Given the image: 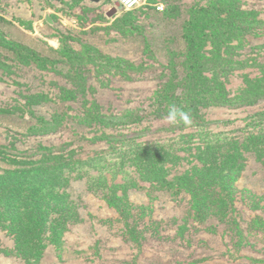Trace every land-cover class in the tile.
Returning <instances> with one entry per match:
<instances>
[{
    "label": "rangeland",
    "instance_id": "rangeland-1",
    "mask_svg": "<svg viewBox=\"0 0 264 264\" xmlns=\"http://www.w3.org/2000/svg\"><path fill=\"white\" fill-rule=\"evenodd\" d=\"M116 2L0 0V169L14 167L15 156L58 148L67 158L106 155L95 167L120 183L113 200L94 167L74 165L66 189L78 216L64 244L26 263L0 229V264H264V151H242L226 181L231 204L222 218L199 213L189 191L173 193L124 162L130 149L158 147L173 180L198 163L199 142L264 131V98L224 105L221 95L223 87L230 99L252 97L259 79L264 95V0H149L114 12ZM201 7L215 18L198 35ZM198 51L210 106L201 108L206 127L197 130L166 117L178 105L174 96H186L191 85L187 102L199 100L192 94L195 83L204 88L201 80L186 81ZM94 112L127 116L102 126L91 120ZM106 134L118 138H98ZM126 138L136 144L121 146ZM258 143L264 150V137ZM110 164L118 168L109 172Z\"/></svg>",
    "mask_w": 264,
    "mask_h": 264
},
{
    "label": "trees",
    "instance_id": "trees-1",
    "mask_svg": "<svg viewBox=\"0 0 264 264\" xmlns=\"http://www.w3.org/2000/svg\"><path fill=\"white\" fill-rule=\"evenodd\" d=\"M5 13L6 11L0 8V15L5 16ZM197 13H200L197 34H205L204 29L209 26L208 21L215 18L214 13L208 7H201ZM243 14H245L244 10H240L238 13L241 16ZM189 37L190 41L188 43L190 44V51H192L194 41L191 35ZM203 57L204 54L199 53V51L193 53L190 57V60H192L190 61V76L186 79V81L194 82L195 77H198L201 80L204 88H198V84L195 83L192 94L194 100L197 98L199 100L187 102L188 98L186 96L191 94V85L188 91L184 90L186 96L182 98L174 96L178 101V105L175 102L171 104H175L189 117L190 123H184L183 128L192 127L198 130L206 127L205 123L199 121V118L202 117L200 114L201 108L210 106L206 98L207 91L210 89L207 87L208 85H205L208 84V76L203 74L197 67V63L200 62L198 58ZM256 79L252 80L250 78V83L256 81ZM260 81L261 79H259V83L254 85V87L257 85V89L251 88V92L255 94L252 97L247 93L242 95L241 92L237 98L230 99L229 94L222 87L221 95L227 99V103L225 101L222 104L252 105L257 103L264 98ZM200 92L203 95H200ZM245 97L247 99H244ZM184 102H187V104ZM125 116L127 115L100 116L98 112H94L91 120L102 126H109L112 123L123 122ZM92 121L88 120L84 123H91ZM55 128H57L56 125ZM260 136L264 137V131L250 133L244 137L243 141H240L237 137L226 135L217 142L212 139L199 142L195 146L196 154L199 156L196 158L198 163L193 164L192 167L186 169L182 175L173 180L167 179V173L164 172V164L167 159H164V154L161 153L158 147H155L156 150L146 151H140L139 148L130 149V155L127 157L128 161L126 162L124 159V162L141 169L144 174H147L146 180L168 187L173 193L189 191L196 211L202 214L210 211L222 218L226 215L229 204H231L229 203L230 195L227 192L230 184L226 181L234 172L243 150L245 151L246 148L253 146L255 152L264 151L262 145L258 143ZM98 138L107 139L110 143V141H115L118 136L106 134ZM121 142H123L121 146L136 144L134 140L129 138ZM61 152L58 148H45L44 153L34 159L21 158L19 160V157L15 156L14 167L0 169V229L12 236L16 254L23 257L26 263L41 259L48 245L54 244L61 247L64 244L65 233L77 221L78 212L76 211L75 201L66 189V185L70 183L71 179L70 172L76 169L74 165H79L80 170H83L84 167H94L97 174L92 176L98 179L105 178L103 183L105 184L104 188L107 190L104 192V196L113 193V200L118 198L115 189L120 183L111 182L109 175H103L104 170L101 167H95L102 162L101 159L106 155H103L100 160L97 157L78 159L76 157L67 158ZM3 155V151H0V156ZM168 155L170 154L168 153ZM174 156L180 158L177 154H174ZM109 167V172H114L115 168H118L113 167V164H110ZM120 169L121 167H119ZM199 179L206 180V183L197 181ZM176 180H179V182L177 183Z\"/></svg>",
    "mask_w": 264,
    "mask_h": 264
},
{
    "label": "clouds",
    "instance_id": "clouds-1",
    "mask_svg": "<svg viewBox=\"0 0 264 264\" xmlns=\"http://www.w3.org/2000/svg\"><path fill=\"white\" fill-rule=\"evenodd\" d=\"M177 117L182 119L185 123H190L189 117L186 113L182 112L175 104L170 105L166 119L170 123L175 124L177 122Z\"/></svg>",
    "mask_w": 264,
    "mask_h": 264
},
{
    "label": "built area",
    "instance_id": "built-area-1",
    "mask_svg": "<svg viewBox=\"0 0 264 264\" xmlns=\"http://www.w3.org/2000/svg\"><path fill=\"white\" fill-rule=\"evenodd\" d=\"M117 2H119V7L123 10L130 11L145 6L148 0H117ZM157 8L163 9L161 5H158Z\"/></svg>",
    "mask_w": 264,
    "mask_h": 264
},
{
    "label": "water",
    "instance_id": "water-1",
    "mask_svg": "<svg viewBox=\"0 0 264 264\" xmlns=\"http://www.w3.org/2000/svg\"><path fill=\"white\" fill-rule=\"evenodd\" d=\"M117 7H119V2H116V6H115V8H114V12H116V10H117L116 8H117Z\"/></svg>",
    "mask_w": 264,
    "mask_h": 264
}]
</instances>
